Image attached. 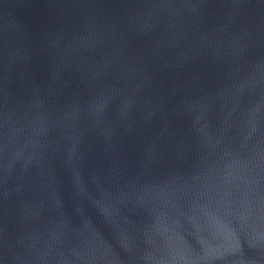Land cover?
Masks as SVG:
<instances>
[{
    "label": "water",
    "instance_id": "water-1",
    "mask_svg": "<svg viewBox=\"0 0 264 264\" xmlns=\"http://www.w3.org/2000/svg\"><path fill=\"white\" fill-rule=\"evenodd\" d=\"M0 264H264V0H0Z\"/></svg>",
    "mask_w": 264,
    "mask_h": 264
}]
</instances>
